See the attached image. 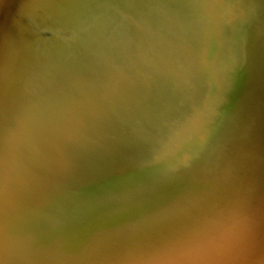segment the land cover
Instances as JSON below:
<instances>
[{
    "label": "bare ground",
    "instance_id": "6f19581e",
    "mask_svg": "<svg viewBox=\"0 0 264 264\" xmlns=\"http://www.w3.org/2000/svg\"><path fill=\"white\" fill-rule=\"evenodd\" d=\"M32 1H35L33 5ZM57 1L64 4L69 13L75 12L81 16L80 21L69 28L78 36L71 45L78 46L85 41L84 37H88L94 38L96 46L84 60L85 67L91 66L88 75L82 74L83 70L77 64L80 60L77 51L72 54L71 61L70 56L67 58L66 67L69 71L59 68V72L63 75L62 80L69 83L55 89L52 87L51 97L64 91V95H68V85H74L76 80V85L79 84L81 89L100 95L146 82L149 73L157 69L155 72L158 73L159 65L167 64L175 45L181 46L180 39L185 38L188 27L185 21L187 0ZM37 3L39 0H0V38L2 35L4 38L0 73L6 69L9 59L17 57L11 46L23 21L28 22L29 17L30 21L31 17L36 18L45 5L47 15H52L49 13L56 0H40L41 4ZM34 6H38L36 11ZM47 22L45 20V25ZM69 33L62 38H68ZM68 39L73 40L70 36ZM46 59L49 60V55ZM79 68L81 74L71 77ZM124 68L141 75L137 78L132 76L129 83L124 82L119 79V76H123V72L119 71ZM141 79L143 81L138 82ZM247 94H251L250 87L247 88ZM244 96L240 108L247 102L246 91ZM44 98L48 100L47 94ZM217 98L226 99L227 93H218ZM3 106L0 105V180L5 186L0 189V197L6 195L13 204L17 202L19 205L21 202L20 207L25 211V215H22L23 225L32 226L42 235V240L37 239V249H46L56 255L63 253L73 256L83 247L118 249L147 232L177 223L184 206L188 204L190 191L194 190L197 183L206 184L207 176H201V172L214 169L231 146L225 137L211 147L193 150L168 165L136 175H118L102 183L88 184L82 180L79 168L75 170L74 167L73 171H77L74 178L67 174V166L64 168L55 161L57 158L62 159V156L72 162L83 158L82 138L77 136L78 129L73 124L77 108H74L75 113L67 117L62 115V112H66L65 108L55 110L48 106L44 120L34 123L29 109H24L16 99L12 98L6 107ZM47 117L52 118L47 120ZM236 118L227 128V134H230L229 129L233 132ZM61 133L65 134V143L56 140ZM33 157L47 174L36 172L37 180L32 185L30 174L35 162ZM248 178L245 177L239 185L247 182ZM222 186L211 187L209 191L213 192V198L219 193L215 190ZM217 196L220 200L215 206L221 204L227 194ZM33 203L38 209L32 214L30 206ZM263 203L264 188L252 213L238 226L235 236L224 244L223 250L228 255L225 264H245L244 250L247 247L254 248L258 256L264 258V226H261L264 225V213L255 217ZM15 209L18 214L19 208ZM237 249L240 252L236 253Z\"/></svg>",
    "mask_w": 264,
    "mask_h": 264
},
{
    "label": "rangeland",
    "instance_id": "374dc122",
    "mask_svg": "<svg viewBox=\"0 0 264 264\" xmlns=\"http://www.w3.org/2000/svg\"><path fill=\"white\" fill-rule=\"evenodd\" d=\"M187 1L189 6L191 0ZM34 3L35 1H32L31 5ZM56 3L52 8L53 13L52 11L49 13L52 15H47V5H45L44 10L38 13L36 18L31 17L30 21L29 17L28 22L23 21L19 32L15 35L11 48L17 57L9 59L6 69L0 73V105L6 107L12 98L16 99L24 109H29V115L31 114L34 117L32 121L39 123L44 120L45 117L43 116L48 113V111L46 112L48 106L50 109L53 107L55 110L65 108L66 112H62V115L68 117V115L75 113L76 108V113L84 110L83 104L88 105L87 107L101 108L106 104L121 103L119 112L116 115L118 119L116 118L115 126L109 131L103 132L104 136L113 144L112 155L115 156L109 162L108 168H104L102 171L100 164L88 165L83 160L87 155L84 152L87 149L84 148L81 156L83 158L76 162H72L63 156L62 159H55L64 168L67 166L69 176L75 178L77 171L73 170L76 166L75 170L79 168V174L82 176L84 183H102L114 176L136 175L168 165L193 150L215 145L218 141L216 135L213 133L209 135L205 130L211 126L213 114L206 112L202 107V103L206 102L202 99L203 93L201 90L203 85L198 77L201 63L196 64L195 75L193 74L191 83L189 82V87H191L189 93L183 97L182 102L178 104L172 113L167 109L164 110L163 106L157 107L153 114L146 112L150 108L147 103L149 93L155 85L160 83L166 71L167 65L162 66V63L159 65L160 70L158 73L155 72L158 71L157 69L148 74L146 79L149 80L146 82L120 87L115 93H105V95L91 93L81 89L79 84L76 85L78 82L76 80L74 85H68V95L65 96L64 91V93L59 92L56 93L55 97L54 95L51 97L53 88L69 83L62 80L63 75L59 72V68L66 72L69 71V68L66 67L67 58L70 56L71 61L72 54L77 51L79 53L77 57L80 59L77 64L79 63V67L83 70L82 74L86 73L88 75L91 66L85 67L84 60L96 46L94 38L87 39L88 37H84L85 41L80 42L78 46L71 45L72 41L78 37L72 30L68 34V38L70 36L73 40L62 38L65 35L54 38L48 43L51 50L47 53L49 60L47 61V67L44 68L46 74L42 72L43 76L35 79V65H39L37 60L35 62V59L39 43L43 38V34L46 33L45 20L50 22L61 15L69 13L64 4L57 0ZM39 4H41L40 0L36 5ZM37 8L38 6H34V11ZM248 11H251L250 6L243 8L244 16ZM27 13H29V9H27ZM185 21L188 23V18ZM191 44L192 42L188 46ZM3 45L4 38L2 35L0 38V59L4 53ZM70 67H72L71 63ZM80 68L77 72L73 71L76 74L71 77L81 74ZM119 72H123V76H119V79L127 83H129L132 76L137 78L141 75L129 72L126 68ZM142 81L143 79L138 82L141 83ZM71 82L73 81L71 80ZM29 83L33 87H30ZM44 90L47 91L44 92ZM245 91L246 87L244 90L243 86L238 88L237 94H235L237 99L233 98L232 100H238L239 105L240 100H243ZM45 94L51 102L45 100ZM227 101H229L228 95L226 99L217 98L215 102L213 101L214 108L220 106L217 103H223L225 106ZM41 102L44 104H41ZM240 110L241 108L234 115V118H232L233 115L231 116L232 119L227 124L228 126H221V131L225 132L222 135V140L225 137L226 140L230 139V134H227L226 130L236 117V122L241 118L239 116ZM223 116L228 117V115ZM173 117L175 118L173 119ZM51 118L47 117V120ZM169 122H176L177 125L170 127ZM54 123L55 121H53V125L56 124ZM125 126H127L126 135L122 134V128ZM64 136L65 134L61 133L59 136L57 135L56 140L65 143L63 142ZM122 136L123 138H121ZM145 140L147 143H143ZM148 140L154 141L148 143ZM99 144L98 142L97 147ZM127 152H130V155L125 157ZM88 166L92 168L90 172L87 171ZM244 166L247 167V163ZM259 172L258 181L250 182L249 176L247 182L239 185L240 188L237 190L238 195L236 197H232L230 192L225 193L227 197L225 196L221 204L210 208L205 207L202 212L194 216V219L188 220V218L183 228L174 236L175 238L171 236L178 226L173 230L176 225V223H173L147 232L118 249L101 246L83 247L73 256H65L63 253L56 255V253L46 249H37V239L42 240V235L32 226L23 225L22 215H25V211L23 212L22 206L20 207L21 202H19V205L17 202L13 204L11 199L9 200L6 195H3L0 197V264H123L133 257V261L146 257V253L159 250L163 247L161 244L165 242L166 244L170 243L154 256L137 262L131 261L130 264H225L228 255L223 250L225 248L224 244L235 236L238 226L252 213L264 188V166L259 169ZM4 186V182L0 180V189ZM30 193H33V191ZM36 206V204L34 206V203L31 204L32 214L37 211L38 206L37 208ZM15 208H19L18 214ZM263 213L264 203L259 207L255 217L258 218ZM193 221L195 226H190ZM9 223L10 226H8ZM238 252H240V249H237L236 253ZM244 255L246 256L244 257L245 264H264V258L259 257L254 248L247 247L244 250ZM232 264H236V262Z\"/></svg>",
    "mask_w": 264,
    "mask_h": 264
},
{
    "label": "water",
    "instance_id": "95a60500",
    "mask_svg": "<svg viewBox=\"0 0 264 264\" xmlns=\"http://www.w3.org/2000/svg\"><path fill=\"white\" fill-rule=\"evenodd\" d=\"M249 6L251 11L244 16L242 10ZM186 14L188 27L185 30V38L180 39L181 46L175 45L174 52L167 61L162 82L160 81L150 91L147 99L150 108L146 112L153 114L157 107L163 106L164 110L172 113L189 93L191 89L189 82L197 68L196 64L200 63L202 66L201 70H198L200 72L198 77L203 85L202 99L206 102L202 103V107L206 112L213 114L211 126L205 129L209 135L213 133L217 140L222 139L225 132L221 131V126L227 125L241 106V100L239 105L238 100H232L237 99L235 94L241 86L243 90L246 87L247 105L241 108L239 113L241 118L234 123L233 132L229 129L231 139L228 138V142L231 146L225 157L217 162L214 169H210L209 172L205 169L201 172V176H207L206 184L197 183L194 190L190 191L188 204L179 215L173 230L178 227L171 237L176 236L184 224L194 219V216L205 207L210 208L219 203L217 195L230 192L232 197H236L240 188L238 185L245 177L250 176V182L258 181L259 169L264 166V0H191ZM80 17L79 13L70 12L47 22L46 33L43 34L37 49L35 62L37 60L39 65H35V79L42 77V72L46 74L44 71L48 63L46 56L51 50L48 43L58 36L69 33V28L76 21H80ZM191 42L192 44L188 46ZM248 87L251 89L250 95L247 94ZM218 93H227L229 101L225 106L223 103H217L220 106L214 108L213 101H216ZM120 105L121 103H112L94 108L83 104L85 109L77 113L73 123L78 129L77 136L82 138L81 146L87 149L84 151L87 155L83 160L88 165L100 164L102 171L108 168L109 162L115 158L112 155L113 144L103 132L115 126ZM175 123L169 122L168 125L176 126ZM126 128L127 126L122 128L124 135ZM153 141L148 140V143ZM98 142L100 144L97 147ZM30 147L32 148L31 145ZM129 155L130 152H127L125 157ZM33 158L35 160V157ZM245 163L247 167L244 166ZM87 169L90 172L92 168L88 166ZM36 172L46 173L39 161L36 164L35 160L30 174L32 185L37 180ZM218 184L223 186L215 190L219 193L213 198V192L209 190L212 186L217 188ZM190 226H195V222L193 221ZM167 244L165 242L161 245L165 247ZM163 247L146 253L147 256L144 258H135L133 261V257L123 264L152 257Z\"/></svg>",
    "mask_w": 264,
    "mask_h": 264
}]
</instances>
